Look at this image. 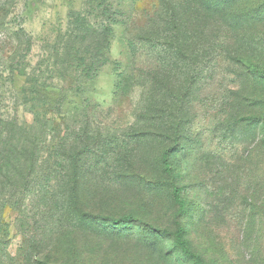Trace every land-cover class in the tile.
Returning a JSON list of instances; mask_svg holds the SVG:
<instances>
[{"label":"rangeland","instance_id":"374dc122","mask_svg":"<svg viewBox=\"0 0 264 264\" xmlns=\"http://www.w3.org/2000/svg\"><path fill=\"white\" fill-rule=\"evenodd\" d=\"M242 59L264 70V0H0V264H193L179 221L204 264H264Z\"/></svg>","mask_w":264,"mask_h":264},{"label":"trees","instance_id":"16d2710c","mask_svg":"<svg viewBox=\"0 0 264 264\" xmlns=\"http://www.w3.org/2000/svg\"><path fill=\"white\" fill-rule=\"evenodd\" d=\"M108 31L111 33L112 32L111 28H108ZM152 41H153V39H151V41L150 40H147L145 42L146 43H149V42H152ZM159 44L161 45V47L163 49H165V50L167 49L171 53H175V51H173L174 50L173 48H167L166 44H168V43L166 41L164 43L159 42ZM107 46H109V43H107ZM131 46L134 48V43L133 42L131 43ZM178 50L180 52L183 51V49L180 46L178 47ZM242 60H243L242 61L243 64L245 66H248L249 69L253 73H257L260 78H263L264 79V70L259 69L254 64H252L251 62H249V61H247L245 59H242ZM108 63H109V59L108 58H104L103 61H102V64H108ZM250 120L249 121L251 122V124H252V122L255 121L254 118H252ZM252 126H254V124ZM21 130H22L21 128H18L17 129V131H21ZM11 131H13V130H11ZM15 147H16L15 145H10L9 150H8V154H10V163L13 164L14 167H16V164H17V166H21V163L23 161H26V157L22 154V151H23V153H26V150H24L22 148V150L19 149V151H18V149H17L16 151H14L13 148H15ZM172 154L173 153H172L171 150L170 151H166V152L163 153L162 159H161L162 160L163 170H164V172H166L168 174H172V172H173V168H172V158H173V155ZM12 156H14V159L12 158ZM71 161H72L73 164L77 163L78 162V154L73 155ZM148 182L149 183H153V184L156 183L155 181H152V180H149ZM172 191H173V196H174V202L177 205H179L181 208H186L185 207L186 206V203L184 201L183 194H182L183 189L180 188V187H178L177 185H173L172 186ZM184 210L185 209H183V211ZM113 222L115 224H117V225H124L125 226V225H128V224H131V222H133V219L131 217H124L122 219H113ZM173 238H174L175 246L186 257H188L193 262V264H204L202 258L199 257L193 251L190 242L186 238V230L184 229V227L182 226V223L180 221L177 222V229L173 233ZM41 264H50V263L43 262Z\"/></svg>","mask_w":264,"mask_h":264}]
</instances>
